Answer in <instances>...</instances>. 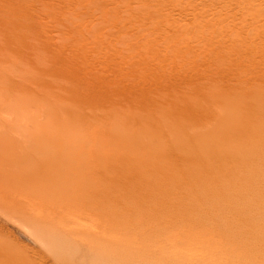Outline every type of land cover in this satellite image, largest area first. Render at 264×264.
Listing matches in <instances>:
<instances>
[{
	"label": "rangeland",
	"instance_id": "rangeland-1",
	"mask_svg": "<svg viewBox=\"0 0 264 264\" xmlns=\"http://www.w3.org/2000/svg\"><path fill=\"white\" fill-rule=\"evenodd\" d=\"M231 1L1 0L0 26L10 31L21 29L25 38L21 48L16 44L0 49V77H16L19 69L30 73L25 80L36 77L38 67L29 66L20 57L21 51H26V39L36 38L46 52L49 50L50 54L44 53L47 63L50 57L48 64L64 72V80H60L63 83H57L66 85L0 83V170L18 169L27 180L54 184L43 176V171L77 169L71 179L60 177L56 187L69 189L80 182L88 183L93 169L110 165L122 154L165 149L162 142L154 148L148 142L155 140H144L151 139L154 133L128 138V129L138 121L151 119L153 126H183L184 130L168 141V148L179 145L186 136L200 140L206 129V114L220 103L219 96L225 99L230 90L243 87L248 91L264 89V8L258 9L260 14L242 9L238 0ZM21 21L29 24L23 23L22 29ZM20 61H26L25 69ZM76 81L82 86H74ZM176 98H180L178 105H174ZM225 100L230 106L232 100ZM173 109L180 122L162 115ZM131 115L134 118L128 117ZM259 115L264 119V110ZM192 122L200 123L203 129L193 128ZM210 131L216 136L206 142L210 144L206 151L213 162L228 161L233 155L241 161H252L260 166L257 182L264 193V148L254 151L246 145L264 142V127L258 129L261 135L256 138L229 128L227 123ZM231 141L236 146L235 154L225 148ZM116 189L120 194V187ZM193 190L185 185L169 194L166 201L168 205L179 202L186 209L194 197ZM143 195L140 199H146ZM185 195L186 204L180 202ZM259 195L238 189L230 203L223 204L224 213L219 210L205 221L188 213L183 215L187 218L180 215L173 223L171 212L164 211V225L152 217L158 213H151L153 206L140 208L137 204L133 211L149 213L155 220L144 229L158 230L161 239L175 236L174 242L182 253L181 264H264V200L260 202ZM84 222L88 227L92 224ZM72 226L73 223L66 229ZM37 232L25 220L0 208V264L66 263V255L53 248L56 242ZM76 235L70 239L77 247L74 262L81 264L90 255L86 237Z\"/></svg>",
	"mask_w": 264,
	"mask_h": 264
},
{
	"label": "bare ground",
	"instance_id": "bare-ground-1",
	"mask_svg": "<svg viewBox=\"0 0 264 264\" xmlns=\"http://www.w3.org/2000/svg\"><path fill=\"white\" fill-rule=\"evenodd\" d=\"M237 3L242 9L248 8L249 10H254L256 13H260L257 12L258 9L261 10L260 7L264 8V0H238ZM24 19L27 20L25 17ZM25 22L26 21H21L22 26L20 27L29 24ZM29 26L31 27V25ZM8 28L5 29L0 26V49L4 48L6 50V48L15 46L16 44L19 45L20 48L23 47V38H25L23 36H25V34H23L22 30L13 29L10 31ZM24 28L25 27L22 29ZM27 28L26 30H30ZM31 30L34 32L33 29ZM31 30L30 32H32ZM34 33L31 34L33 35ZM14 39H16V41ZM33 39L31 40L33 43L28 41V38L26 39L24 48L26 51H21L20 57L26 60L29 66L38 67V74H36V77H30L25 80L26 76L29 77L30 73L27 74L28 71L24 73L25 70L22 72L23 70L21 71L19 69V71L17 69L18 71H15L18 72L17 75L15 74L16 77L4 76L3 79L0 77V83L7 85L5 84L7 81L9 86H19L18 84L22 81V84H26L27 86V83H30L31 86H52L64 80V72L60 70L61 68L56 67L57 65H51L52 63L48 64L51 60L50 57L48 63L47 56L46 59H44V53L47 54L48 52V54H50L49 50L46 52V47L38 43L37 40H35L36 38ZM14 48L16 49V47ZM16 50L19 51V49ZM18 57L19 56H17V58ZM14 62L17 61L14 60ZM24 62L22 64L20 61L22 68L24 67L25 69V66H23ZM39 63L41 65H36ZM0 71L2 70L0 69ZM9 71L12 72L11 70ZM32 72H34V69L33 71L31 70V73ZM16 78L20 79L17 80ZM60 84L61 83L57 86L66 85L65 83L63 85ZM82 84L83 83L76 81L74 86H82ZM243 88H238L234 91L230 90L232 95L228 94L225 96V99L232 100L231 105L228 107L225 104L227 100L222 96L218 97L220 98V103H216L215 107L213 106L214 108L208 110L209 113L206 114L207 119L203 124L206 129L203 131L204 135L200 140L197 139L194 141L195 137L186 136L184 141L179 145L168 148V141L180 133L179 131L184 130L183 126L175 128L174 126L172 128V126L168 124L161 126H157L156 124L153 126L150 123L151 119L146 122L138 121V123L132 124L128 129V138L135 134L143 135L146 133H154L155 136L151 139L144 140H155L148 142V145L154 148H157L162 142L165 149H153L150 152H148V150L136 152L133 155H130V153L122 154L119 158L111 161L110 165L99 169H93L90 176L91 179H89L90 182L87 181L88 183L80 182L69 189H63V187H58V189H56L57 185L60 184V177L71 179L73 174L78 172L77 169H69L66 172L53 169L43 171V176L46 179H51L54 184H39L27 180L18 169L6 172L0 170V208L28 222V224H30L33 229H36L38 231L37 233L42 234L46 240H53L56 242L53 248L56 249L58 253H64L68 258V261L64 264H76V262H74V251L77 247L70 239L73 234L86 237L85 241L88 246L90 258L82 260L80 262L81 264H181L182 253L178 248L177 241L174 242V235L161 239L159 237L161 234L158 230L152 231L147 227V229L143 228L146 225L150 226L151 223L155 221L152 220V217H157L161 221V218L165 216H162V214L166 213L164 211H168L169 214L171 212L173 216H171L173 223L174 219L179 218L180 215L181 217L183 215L186 216L188 213L189 215H191L190 213H192V215L194 214V216L196 215L198 220L200 218L201 221H205L206 219L212 218L211 216L214 215L215 212L219 210L223 212V209L226 208L223 204L230 203L238 189L246 193L256 191V194H260L259 197L261 199L259 201L262 202L264 200V193H262V189L259 188L257 182V178L261 174L260 166L254 164L250 160L249 162L241 161L237 159L236 155H233L234 157H231L228 161L218 160L213 162L210 153L208 154L206 151V147L210 145L207 146L206 142H211L215 135L213 131L211 132L210 130H214V127L221 128L223 123H227L228 127L231 129H238L242 133H249L250 136L254 138L261 135L258 133V129L261 126L264 127V119H260L259 112L260 110H264V89L260 87V90L248 91ZM221 97L225 102L221 100ZM216 98L214 97V100ZM178 99H175L174 105H178ZM174 107L175 106H173V108ZM176 114L177 111L174 109L171 112L162 113L165 117L180 122V117ZM194 114L195 111H193V115ZM128 117L134 118L132 115ZM193 117L195 118L193 121L196 122V116ZM164 121L167 122L168 120ZM191 124L195 129H203L200 123L194 124L192 122ZM221 141L226 142L224 140ZM259 141H261V143L252 141L250 144L247 142L246 145L251 147L254 151L257 149L263 150L264 142L262 140ZM142 146L147 148V145L145 143L143 144V142ZM225 148L230 154H235L234 150L236 146L234 142H227ZM239 153L240 150L238 148L237 154ZM170 157H174V159H170ZM213 164L215 165L213 166ZM262 167L264 168V165H262ZM249 174H254L255 176H249ZM228 179H232V181L225 184L224 181ZM185 185L194 188L191 192V194H194V197L190 199L187 208L182 209L179 202L173 204L170 202L171 204L168 205L169 201H166L167 196L174 191L183 189ZM118 187L121 189L120 194L116 192V188ZM174 187H176V189ZM143 193L146 199H143V197L140 199L139 196L143 195ZM187 197L188 195H185L180 202L185 203ZM64 204L65 206L69 204L67 206L71 208L63 207ZM137 204L139 207L140 205H142V207L153 206L154 209H150L152 210L151 213L155 210L158 212V215L154 212L155 214L153 213L152 217H150L151 215H149L148 211V214L145 215L138 214L136 211L134 212L133 210L138 206ZM62 209L68 211L63 212ZM136 209L140 210L139 208ZM160 211L162 213H160ZM185 216L183 217L187 218ZM83 220H86L87 223L91 221L92 224H90V226L92 227H88ZM162 221L161 223L164 225L167 223L166 219ZM71 223H73V226L66 229ZM139 228L141 230L136 232ZM76 236L74 237L76 238ZM77 238H79V236Z\"/></svg>",
	"mask_w": 264,
	"mask_h": 264
}]
</instances>
